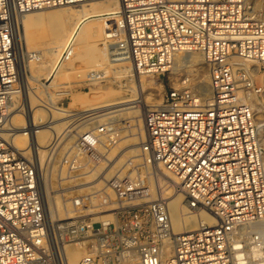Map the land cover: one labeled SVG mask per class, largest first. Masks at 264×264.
Wrapping results in <instances>:
<instances>
[{
    "label": "built area",
    "instance_id": "obj_1",
    "mask_svg": "<svg viewBox=\"0 0 264 264\" xmlns=\"http://www.w3.org/2000/svg\"><path fill=\"white\" fill-rule=\"evenodd\" d=\"M82 1L89 0H0V264H69L68 244L83 250L77 264H256L249 248L262 241L263 250L264 239L246 226L264 218V142L245 91L261 88L238 60L264 68V0H117L104 20L103 65L85 81H106L111 65L123 61L159 75L175 53L198 51L211 94L166 91L144 113L147 136L138 157L121 148L131 121L100 122L98 108L69 117L85 129L59 161L55 182L75 215L52 220L42 171L10 140V102L22 92L15 38L27 12ZM73 45L71 37L58 62L72 55ZM56 94L55 105L63 107L69 93ZM28 123L21 128L27 136L38 126ZM147 164L172 175L171 188L188 209L210 211L215 223L174 233L158 174L151 168L142 178ZM93 174L101 175L99 188L90 186ZM251 232L247 242L243 234Z\"/></svg>",
    "mask_w": 264,
    "mask_h": 264
},
{
    "label": "bare ground",
    "instance_id": "obj_2",
    "mask_svg": "<svg viewBox=\"0 0 264 264\" xmlns=\"http://www.w3.org/2000/svg\"><path fill=\"white\" fill-rule=\"evenodd\" d=\"M51 7L34 9L32 11H29L24 15V17L20 21V24H23L22 26L24 31H22V28L19 27L17 36L15 38L19 55L21 54L19 39L21 41L22 47L24 46L25 42L30 44L32 47H36L38 46V44L42 43L44 38H47V47L43 51L44 56H42L43 59L45 56H48L49 59L42 61L39 65H35L33 61L30 60V58L33 57L34 60H39V55L36 50L33 52V56L31 54L32 52H28L27 54L24 52V54H22V56L20 57V62L24 60V68H26V71L28 68L31 69L34 75L28 74L27 84L24 85V80L20 68L22 92L21 94L14 95L12 101L10 102L12 110L10 116L11 121L9 125L13 130L10 135V140L16 147L22 150L24 154L31 153L37 165L39 175L41 174V165L45 160L47 151L52 152L53 150L51 148H54L55 151L53 153L59 152L62 139L66 135L71 134L72 132L76 131V133H78L77 126H79L80 123H77L75 125L74 123L70 124L69 120H67L66 118L71 117L73 114H79V116L82 115L80 112H78V110H70L71 108H68L69 104L68 106L63 107H58L57 105H55L56 101L58 100L56 94L57 90L63 89L65 93L69 94H71L72 92L71 88L67 84L52 85L51 82L55 83L56 80H66L71 65H73L77 61V59H79V57L83 54V52L87 50H96L98 54L102 56V61H104L105 56L102 51V48L100 47L101 41L105 37L104 20L107 17V13L118 7V1L89 0ZM46 21H52L53 29L45 30L38 28L40 23ZM34 28L37 29L32 30ZM71 37L74 38L72 55L69 58L64 59V61L60 63L58 62L59 57L63 52L66 43ZM195 52L198 53V55L193 56V53ZM188 56H191L192 60L201 63L204 62L205 64H207L203 54L198 51H179L175 53L173 61L174 63H176V61L184 62V58H187ZM26 58L27 60H30V62H25ZM100 65H103V63H99V66ZM238 65L250 69L253 82L260 83L262 86L260 90L264 92L262 79H260V76L264 77V73L262 72L263 69L260 68L259 63L239 59ZM19 66H21V63L19 64ZM110 68L116 74L119 83H125L124 80H126V83L130 84L133 94L129 96H121L117 100L109 101L99 106L85 108L82 109V111L88 109H100L109 107L107 108V110H101L102 112L98 115L102 116L118 112L116 114L114 113L116 117L125 114L126 118H132L131 121L134 122L133 125L135 126H132L134 128V132L132 129V132L129 134L130 136H127L128 138L125 140L123 139V142H132L130 145H127L125 149L128 148V152L133 153L132 156L136 157L138 156V151L140 150L139 143L144 140L143 136L145 132L147 136V130L144 122V106L143 104L133 103V101H137L141 97V92L144 91V84L141 79L146 76H153L154 78L156 74L146 72L144 73L143 71H133L130 67V64L124 61L114 63L113 65H111ZM42 73H47V77H43L41 79V76L43 75ZM208 74V79L200 81L198 83V88L202 92V95L206 97V99L211 94L210 72H208ZM49 79H52V81L50 82ZM34 81H37L40 84L39 86L40 89H42L44 96L51 100V106L49 108L41 106L40 103H35V97L29 90L31 88V84H33ZM25 87H27L26 90ZM32 89L33 91H35V88ZM255 91L256 90L252 88H250L249 91H245L246 97L251 102L255 96H253V94H255ZM138 94L140 95L139 97H137ZM146 98L148 100L152 99L151 97ZM158 102L153 104L152 106L158 104ZM252 104L255 106L253 102ZM21 105L23 110L25 111V114L21 112L23 110L19 108ZM38 105H40V107H37ZM254 108L257 114V108ZM114 114H112L111 116H113ZM29 120L32 124H36L38 126L35 128L32 134L27 136L23 133L21 128L25 126L26 123L29 124ZM260 135L261 137L263 135L261 133V129ZM152 167L157 171L159 176L158 179H160V181L166 178V182H172L173 185L174 177L172 175L168 174L164 170H161L157 166L154 167L152 165ZM96 181V183H92L97 185L98 188V185L100 186L102 182H98V180ZM46 187L48 188V186ZM175 191L176 192H174L171 196H169V193L166 194L169 200L172 228L174 230V233H185L198 228L202 224L208 223L210 225H213L215 223V217L210 211L206 209H188L184 200V196L177 190ZM48 193L43 191L44 200L46 199V202L48 204L46 205L45 202L46 211L49 216L53 217L54 215H56L58 217L59 206L57 205V202H55L52 198H49L50 193ZM65 206V208H67L68 210L66 209L67 213L64 211L65 213L62 218L74 216V208H71L68 204H66ZM62 218L51 219L59 220ZM246 228L252 231H256L264 239V218L250 223L246 226ZM261 243L262 241H260V244L258 245L257 243H255L254 245L250 246L249 254L251 256L255 258L257 256L258 258V256L260 257V255H262L263 251L261 248ZM66 251L68 254L69 264H77L78 260L83 254V250L79 247V245L74 244L66 245ZM257 263L264 264V258H261L259 261H257Z\"/></svg>",
    "mask_w": 264,
    "mask_h": 264
},
{
    "label": "rangeland",
    "instance_id": "obj_3",
    "mask_svg": "<svg viewBox=\"0 0 264 264\" xmlns=\"http://www.w3.org/2000/svg\"><path fill=\"white\" fill-rule=\"evenodd\" d=\"M22 25L23 24L21 23L19 27H21L22 31H24ZM38 28L39 29H45V30L53 29V23H52V21L42 22V23H40ZM35 29H37V28H34L32 30H35ZM18 39H19V36H18ZM47 43H48L47 38L46 39L44 38L42 43L38 44V46H36V47H32L30 44H28L26 42L24 43V46L22 47L21 41L19 39V45L21 47L20 48V50H21L20 57L22 56V54H24V52L26 54L28 52L29 53L32 52L31 54L33 56V52L36 50L38 52V55H39V60L36 61V60H34L33 57L30 58V60L33 61V63L35 65L41 64L42 61L49 59L48 56H45L43 59V56H44L43 51L47 47ZM196 55H198V53H196V52L193 53V56H196ZM185 58H184V62L183 61H180V62L176 61V63H174V61H173L171 64V67L168 70L164 71L163 73H161L159 75L156 74V76H154V78H153V76L152 77L146 76L143 79H141V81L144 84V91L141 92V97L137 101H133V103L143 104L144 113H145L147 108L151 107L153 104H155L159 100H161L162 96L164 95V93L166 91H169L173 88H189V89H193V90H199L198 83L200 81H204V80L208 79V76H209L208 66L204 62L201 63V62H197L195 60H192L191 56H188L186 59ZM30 60H27V58H26L25 62L27 61V63H28V62H30ZM23 61L24 60H22L20 62L21 63L20 68H21V72H22V76H23V80H24V85H26L27 81H28V79H27L28 74L34 75V73L29 68L26 71V68H24L25 66H24ZM101 62H102V56H100L96 50H94V49L93 50H87V51L83 52V54L79 57V59H77V61L73 65H71V68H69V73L67 75L66 80H56V82L53 83V82H51L52 79H49V81L51 82L52 85H56V84L66 85L67 84L71 88L72 93L69 94V98H66L63 101L64 106H68V104H69L68 108H71L70 110H78V112H80V111H82V109L90 108V107H94V106H99V105H102L106 102L117 100L121 96H129V95L133 94L131 87H130V84L126 83V80H124L125 83H123V82L119 83V80L116 77V74L114 73V71L112 69L108 71V73H110L111 77L109 79H107L106 81H103L100 83H94V84L86 82L85 80L88 77V71L90 69L98 67L99 63L101 64ZM262 72L264 73V68H263ZM42 74L43 75L41 76V79L43 77H47V73H42ZM260 79H262V84L264 86V77L260 76ZM139 81H140V79H139ZM39 85L40 84L37 81H34L33 84H31V86H30L31 88L29 89L30 92H32V94L35 97V100H36L35 103L36 104H39L40 97L44 96V93H43L42 89H40ZM257 85L260 88L262 87L260 83H257ZM26 88L27 87H25V90H26ZM32 88H35V91H33ZM139 96L140 95L138 94L137 97H139ZM253 96H254V98H253L252 102L255 104L254 107H256L257 111H258L257 117L259 118L260 129H261V133L263 134L262 139L264 142V92L262 90L257 91L255 94H253ZM146 97H151L152 99L148 100ZM23 99H24V97H23ZM139 101H141V102H139ZM24 103H25V101H24ZM117 106H119V105H117ZM37 107H40V105H38ZM107 108H109V107L100 108V110H104V109L107 110ZM123 111H125V110H123ZM114 113L116 114L118 112H114ZM114 113L99 116L98 121L102 122V121H105L106 119H108V117H116ZM112 114H114V115L111 116ZM116 118H125L126 120H129V121L132 120V118H126L125 114L119 115V117H116ZM66 119L68 120L70 118H66ZM83 123L84 122H80L79 126H77L78 133H76V131L72 132L71 134L66 135L62 139L59 152H55V153H53V155H50V152L47 151L45 160L43 161V164L41 165L40 173L42 171V182H43V185L45 183V187L48 186V188L46 187V190L47 189L48 190L47 191L44 190V191L47 193L49 192L50 193V194L48 193L49 198H52L55 202H57V205L59 206V208H58L59 209V212H58L59 216L58 217L56 215L51 217L47 213V217H49L50 219L51 218L52 219L62 218L64 213L68 210L67 208H65L66 207L65 205L66 204L70 205V203H67L64 199H62V196L59 195L60 191L58 190V186L56 185L55 180H56V174L58 173L57 171H58V165L60 163L59 161H61V158L66 153L67 149H68V151H70L72 149L73 144L76 140V137L83 131V129H85V124H83ZM133 123L134 122H132V126L135 127L133 125ZM132 129L134 132V128H132ZM132 129L125 132L126 135L123 136L124 140L128 138L127 136H130L129 134L132 132ZM60 136H61V134H60ZM145 137H146V132L144 133V136H143L144 140H145ZM123 139H122V142H123ZM69 140H71V141H69ZM122 142H121V148L123 147V149H125V147L127 145H130L132 143V142H126V143L125 142L122 143ZM126 149L128 150V148H126ZM126 155H128V153ZM147 165H148L147 169L142 170V172H141L143 179H146V177H149L148 172H150V171H148V169H150V168L154 169L152 166H149V164H147ZM153 172H156V174H158L155 169L153 170ZM94 175L95 174H93L91 177L92 180L90 179L91 180L90 186H92L93 188H97V185L93 184L92 182L96 183L97 182L96 180H98V182H99L101 176L97 174L94 177ZM40 176H41V174H40ZM157 177L159 178L158 175H157ZM158 180L160 181V179H158ZM166 181H167L166 178H164L160 181L161 185L163 186L161 191H162V193H165V194L169 193V196H171L176 191H173L171 188L172 182H166ZM99 187L100 186L98 185V188ZM156 188L158 190V187H156ZM45 202H46V199L44 200V203ZM63 204H64V206H63ZM46 205H48L47 202H46ZM254 237H255V233H252V232L243 234V238L247 242L251 241ZM262 251H263V253H262V255H260V257L259 256H258V258H257V256H256V258L253 257V259L255 261H259L261 258H264V249Z\"/></svg>",
    "mask_w": 264,
    "mask_h": 264
}]
</instances>
